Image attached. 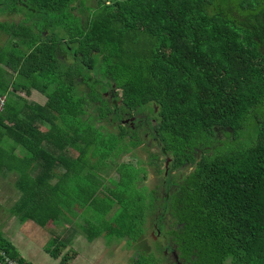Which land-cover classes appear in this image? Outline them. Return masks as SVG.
<instances>
[{"label":"trees","instance_id":"16d2710c","mask_svg":"<svg viewBox=\"0 0 264 264\" xmlns=\"http://www.w3.org/2000/svg\"><path fill=\"white\" fill-rule=\"evenodd\" d=\"M109 1L0 0V177L16 173L15 210L44 225L63 200L103 219L114 204L99 195L113 193L123 219L89 238L142 241L153 216L189 264H264V0ZM139 131L160 148L156 172L170 160L183 176L175 190L148 191L145 166L122 174L123 162L103 190L100 170L137 158ZM0 250L22 262L1 236Z\"/></svg>","mask_w":264,"mask_h":264},{"label":"crops","instance_id":"0c3cea01","mask_svg":"<svg viewBox=\"0 0 264 264\" xmlns=\"http://www.w3.org/2000/svg\"><path fill=\"white\" fill-rule=\"evenodd\" d=\"M18 153V151H17ZM59 170V169H57ZM62 171V170H61ZM16 173H12V186L7 187V190L1 191L3 195L0 197V216L2 207L10 205L12 207V217H0V236L12 248L15 255L19 256L22 260L21 263L25 264H127L126 259L130 256L127 248L135 246L137 248L143 247V240L138 242H131L127 237H116L111 234L109 230H102L94 238H89L86 232L87 229L95 228L97 233L100 224L110 220V217L97 219L96 224L89 223L86 220L78 218L76 215L82 216L80 209L70 208V213L66 214L74 216L72 221H80L82 226L81 230L73 223L64 222L63 213L57 214L52 218L43 220L44 225H40L39 221L24 219L22 214L25 212H18L15 210L18 204L21 193L17 190L15 184ZM56 181V180H55ZM105 187H107L105 185ZM12 190V197L10 198L9 192ZM2 197L4 198L2 201ZM58 204V202L56 203ZM59 207L58 205H55ZM61 208H63L61 206ZM16 211V212H15ZM65 214V213H64ZM21 217V220L20 218ZM68 220V219H66ZM38 224V231L34 225ZM90 225V226H89ZM52 237L48 240L41 236L46 232ZM42 232V233H41ZM52 234V235H51ZM109 239V240H108ZM127 244V247L125 245ZM125 247V248H124ZM136 251V250H135ZM57 253V254H53ZM138 256V253H137ZM65 258V260H63Z\"/></svg>","mask_w":264,"mask_h":264},{"label":"rangeland","instance_id":"374dc122","mask_svg":"<svg viewBox=\"0 0 264 264\" xmlns=\"http://www.w3.org/2000/svg\"><path fill=\"white\" fill-rule=\"evenodd\" d=\"M84 1L87 3V5L89 6V8L94 9L96 7L97 0H84ZM107 1L110 2L109 0H106V2ZM77 15H79L81 18L85 19V15L84 14L78 13ZM39 16L40 15H37V18H39ZM1 19H4V18H1ZM8 19H10V18H8ZM19 20H20V18H19ZM66 21H71V20L68 19ZM38 23L40 24V26H46V24L43 21H41V20H39ZM56 25H57V23H56ZM61 25L63 26V23ZM107 125L108 124H106V126ZM43 130L44 131H47V127H44ZM6 142H7L8 145L13 144L9 140H6ZM150 142L153 144V142L149 139V140H146L145 143L142 146H139L137 148V150H134V153L136 154L137 158L140 159V160H137V158L133 157V155L131 153H128L126 155H120L119 157H115V159H114L113 162L109 160L107 166H105L99 172V175L105 181V185L107 187H109V188H112V190L115 191L114 184L111 183V181L109 180V177H112L114 179L117 178V175H116V173H117L116 165L118 164V162L130 163L132 165V166L131 165L130 166H125L126 167V170L122 174H124V173L130 174L131 173V170L133 169L132 168L133 166L135 167V173H136V171L139 172V174H141L142 172L145 173L144 166L146 165V162H138V161L146 160L147 159V156H148V152L151 151V150H153V147L154 146L152 144H149ZM86 159H87V163H88L89 166L87 167L88 169H86L84 171V173L87 172L89 169L95 171V169H91V167L92 166H95L96 167V165L99 166L100 163H101V160L100 159H98L96 161L97 157H95V152H93V154L87 155V158ZM100 167H102V166H100ZM59 170H62V168L60 167ZM151 175L149 176V178L147 177L145 179V181H144V183L149 188H152L155 185L154 182H159V180H157L156 178H153V180H152L150 178ZM11 180L10 179H4V178L0 177V197L3 195V193L1 191L7 190V187H9L10 185L12 186V184L10 182H13V181H11ZM55 180H57V178L53 179L52 182H54ZM70 182H69V188H73L74 186ZM9 183H10V185H9ZM62 184H63V182H61V185ZM140 185H141V183H139V186ZM65 186L66 185H64V184L62 185L63 188H66V190H68V187H65ZM105 188L106 187L103 186V190H105ZM145 192H147V191H145ZM141 193L144 194L143 191H141ZM9 194H10L9 197L11 198L12 197V190L9 192ZM108 195H109V197H107L106 195H103V194H101L99 196L101 198L106 197V201L107 202H110L111 204H114V207L111 210L106 211V212H102L101 211L102 214L104 216L110 217V219L111 218L114 219V218H117V217H120V218L123 219V216L125 215V212L123 211L122 208L121 209L120 208H117L118 207V204L114 201L115 197H113L114 196L113 193H108ZM3 199L4 198L2 197V201H3ZM79 203L74 202L72 204V206H71L70 204H66L63 200H60V201H58V204H56V205L59 206L58 209L62 213L63 212L65 213V214L63 213V218L65 219L63 221L64 222H69V223H72V224L74 223L75 226L77 227V230H81L80 229V226H82L81 224H83V223H81L80 221H74L73 222L72 221V218L74 216H69V215H66V214L70 213L69 212L70 211V208H75ZM99 203H100V200L98 199V200H95V203L94 204H99ZM126 204L129 205V203H126ZM61 206L63 208H61ZM82 206H83V204H80V207H82ZM85 206L89 207L91 205H90V203H88V205L85 204ZM87 207H85L83 209L82 216H80V215H76L75 216L76 217V220L79 217L82 218V219H84V220H86V217H87V220H88L89 223L92 222V223L96 224L97 219L101 218L102 215L100 213H98V211L94 207H92V208H87ZM131 207L134 208L135 206L132 204ZM53 208H55V206ZM8 215H10L12 217V207H10V205L9 206L8 205H5V206L2 207L1 216L4 217V216H8ZM135 215H136V213H135ZM19 218L21 220V217H19ZM66 219H68V220H66ZM140 219H139V221H140ZM152 222H153V216H148L146 218V220H145L144 227L138 226L137 229L134 231V237H136V235H138L144 229V234H143V238H144V240H143V247L138 248V251L141 252L142 249H145V251H146L148 248H150V251L152 252V254H151L152 257L151 256H150L151 258L149 257L150 258L149 261H151V262H143L144 261V256L137 257V248L135 246H133V247L127 248L128 251L130 252V256L126 259V263L127 264H132V262H134V261L136 262V264H142V263H144V264H164V262L162 260V257H163L162 254H160V252L157 253L156 249H158V248L156 247V245H154L150 241V233L153 231ZM124 224H125V222H124ZM38 226H39L38 224L34 225L35 228H37ZM35 230L38 231V228L35 229ZM46 233H47V231L46 232H43L41 234V236L42 237L43 236L45 237V234ZM49 237H52V236H50L49 234H46V239L45 240H48ZM162 244H163V246L165 245V243H163V242H162ZM125 247H127V244L125 245ZM147 253L148 252H142V254H144V255H147Z\"/></svg>","mask_w":264,"mask_h":264},{"label":"flooded vegetation","instance_id":"af4514ba","mask_svg":"<svg viewBox=\"0 0 264 264\" xmlns=\"http://www.w3.org/2000/svg\"><path fill=\"white\" fill-rule=\"evenodd\" d=\"M118 117L120 118L119 123H121V125L124 127L129 126L130 130H137L136 126L140 127V131L144 130L143 122H141L142 118L140 116H136L135 120H134V117L130 116L129 113L123 112L120 115H118ZM127 123H130V125ZM140 131H139V133H140L139 138H137V140H140L142 142H141V144H139L136 147L135 150H137V148L139 146H142L146 140L150 139L153 142V144L151 142L149 144H152L154 147H153V150H151L149 152L152 154H153V152H158V149H160V148H158L156 146L154 138L149 137L148 133L140 132ZM141 133H143V134H141ZM149 152H148V156H149ZM148 156H147V159L145 160V162H146V165H145L146 177H145V179L147 177L149 178V176L152 174L150 178L152 180H153V178H156L157 180H159V182H154L155 185L152 188H149L144 183L145 186H147V190L148 191L153 190L155 193H159L162 191L166 192L167 190L170 191V190H172V188H174V190H175L178 181H180V178H182L183 176L180 173H178V171H174V170L170 171L169 170L170 169L169 165L171 163L170 160H168V161L166 160L165 162L163 161L164 163L162 165V168L165 169L164 175L158 174L156 172L155 167L153 166V164L155 163V159L148 158ZM160 158H162L164 160V157H160ZM160 158H159V160H162ZM186 167H190V165L186 164L185 168ZM145 179H144V181H145ZM152 226H153V231L150 233V241L156 246H157V244L159 245V247H157L158 249H156V251H157V253L160 252V254H162V256H163L162 260H163L164 264H189V262L186 261V259L180 255V253L177 251V248L175 246H172L171 240L164 239L162 237V233H160V230L157 229V226L153 225V224H152ZM162 242L165 243L164 246H163ZM142 252L150 253L151 251H150V248H148L146 251H145V249H142L141 252L137 251L138 254H142Z\"/></svg>","mask_w":264,"mask_h":264},{"label":"built area","instance_id":"2783aa9c","mask_svg":"<svg viewBox=\"0 0 264 264\" xmlns=\"http://www.w3.org/2000/svg\"><path fill=\"white\" fill-rule=\"evenodd\" d=\"M2 256L4 257V263L6 264H25V263H19L16 259L8 257L3 250H0V257Z\"/></svg>","mask_w":264,"mask_h":264}]
</instances>
